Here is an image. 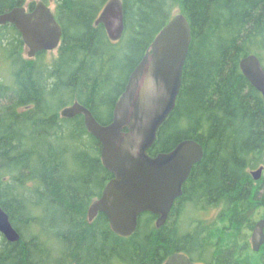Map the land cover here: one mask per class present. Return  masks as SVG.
<instances>
[{"label": "trees", "instance_id": "16d2710c", "mask_svg": "<svg viewBox=\"0 0 264 264\" xmlns=\"http://www.w3.org/2000/svg\"><path fill=\"white\" fill-rule=\"evenodd\" d=\"M25 1L0 0V14ZM107 1H56L62 39L53 67L24 58L19 33L0 26V57L11 80L0 76V177L10 176L0 178V205L20 236L10 243L0 235V264H162L176 252L206 264H264V244L256 253L249 244L264 216V180L257 184L248 172L263 163L264 103L239 69L250 54L264 66V0H122L124 33L116 43L94 25ZM176 4L191 42L174 110L148 154L194 140L203 156L166 223L157 229V217L144 213L123 238L103 214L88 221L90 203L112 175L82 116L58 112L74 100L109 123L129 74ZM106 52L119 60L104 62ZM63 94L68 102L54 104ZM211 208L212 219L197 216Z\"/></svg>", "mask_w": 264, "mask_h": 264}, {"label": "water", "instance_id": "95a60500", "mask_svg": "<svg viewBox=\"0 0 264 264\" xmlns=\"http://www.w3.org/2000/svg\"><path fill=\"white\" fill-rule=\"evenodd\" d=\"M11 25L27 48V58L55 50L62 30L54 14L42 2L31 12L24 6L0 14V26ZM102 25L108 40L118 42L124 33L122 0H108L94 22ZM191 30L183 14L177 13L160 29L139 63L127 78L124 90L114 104L111 121L100 124L91 111L78 102L60 111V117L81 115L87 132L101 146V163L112 178L99 198L91 202L87 219L103 214L110 230L129 237L137 229L141 214L155 215V228L167 221L192 167L201 161L203 149L194 140H184L171 151L150 156L157 131L174 110L181 86L183 67L189 52ZM239 68L264 103V68L256 55H247ZM262 168L252 172L257 181ZM0 235L10 243L20 236L0 205ZM264 243V218L251 234L253 251ZM164 264H195L183 253L171 255Z\"/></svg>", "mask_w": 264, "mask_h": 264}, {"label": "rangeland", "instance_id": "374dc122", "mask_svg": "<svg viewBox=\"0 0 264 264\" xmlns=\"http://www.w3.org/2000/svg\"><path fill=\"white\" fill-rule=\"evenodd\" d=\"M37 1H39V0H27V3L25 4V7H27L28 4L31 3V2H33L35 4ZM56 1L57 0H47V5H48V7L50 8V10L53 13H55ZM177 13H181V9H180V6L176 4L174 6V9H173L171 14L173 16V15H175ZM21 53H22L23 57L27 59V49L23 48ZM106 53L107 54H106V58L104 59V62L110 64V63H115V61L119 60V56L115 52H106ZM56 59H57V49L52 50V51L44 52L43 55H41L40 57L37 56L35 58H31V59H28V60H32V61L38 60L39 62L41 61L40 62L41 64L53 67ZM4 66H5L4 62L2 61V59L0 57V76H1L2 79H4L6 84H9L11 80L9 79L8 74L6 73V70H5ZM129 70H130V66L124 67L123 72L121 73L120 76H118V78L121 81V83L127 77L128 73H129ZM104 75H109V66H108V69L104 72ZM118 85H120V82L118 83ZM117 92H118V87L117 86H113V88H112V90L110 92V94H112L111 98H110V103H111V100L114 97L115 93H117ZM63 95L56 96L55 100L53 101V102H55L54 104H57L60 101L68 102V100H69L68 97L66 95H64V96ZM73 102H74V100L72 101V103ZM70 104H71V102L68 105H70ZM107 110L108 109H106V108L101 110V116L102 117L105 116V114H106L105 111H107ZM60 111H61V109L59 110V112ZM262 161H263V163L261 165H259V166H263V170L260 173V177H259L258 181H256L257 184L260 181L264 180V156L262 158ZM259 166L254 168V169L249 168L248 169L249 174L251 175V172H256L258 170ZM5 175L6 176H1L0 177L2 182H8L10 180V176L8 174H5ZM212 209L214 210V208H212ZM213 210H211V209L203 210V212L201 214H197V216H199V218L205 219V220L212 219L214 214L216 213V211L213 212Z\"/></svg>", "mask_w": 264, "mask_h": 264}, {"label": "flooded vegetation", "instance_id": "af4514ba", "mask_svg": "<svg viewBox=\"0 0 264 264\" xmlns=\"http://www.w3.org/2000/svg\"><path fill=\"white\" fill-rule=\"evenodd\" d=\"M38 2H42L43 4H45L47 7H48V5H47V0H39V1H37L36 3H38ZM27 3V0L25 1V3L23 4V6L25 7V4ZM36 3L34 4L33 2H31V3H29L28 4V6L27 7H25V10H26V12H31L33 9H34V7H35V5H36ZM23 48H26L25 46H23ZM44 53V52H43ZM40 54V53H39ZM38 56V54L35 56V57H37ZM57 56H58V48H57ZM55 64V63H54ZM121 95V94H120ZM113 112V111H112ZM80 116V115H79ZM112 118V117H111ZM261 167V166H260ZM263 167V166H262ZM211 210H213L212 208H211ZM216 211V209H214L213 210V212H215ZM97 217V216H96ZM264 218V216L263 217H261V218H259L256 222H255V224H254V227H255V225H256V223L259 221V220H261V219H263ZM254 227H253V229H254ZM253 229H252V231H253ZM251 231V232H252ZM252 234V233H251ZM251 234H250V238H249V244H250V248H251V250H252V245H251ZM264 244V243H263ZM262 244V245H263ZM261 248V247H260ZM260 250V249H259ZM258 250V251H259ZM253 251V250H252ZM258 251H256V252H258ZM254 253H256L255 251H253ZM176 253H178V252H176ZM180 253V252H179ZM168 258V257H167ZM167 260V259H166ZM165 260V261H166ZM164 261V262H165ZM164 262L162 263V264H164ZM191 262H193V263H195V264H206V263H204V262H197V261H192L191 260Z\"/></svg>", "mask_w": 264, "mask_h": 264}, {"label": "bare ground", "instance_id": "6f19581e", "mask_svg": "<svg viewBox=\"0 0 264 264\" xmlns=\"http://www.w3.org/2000/svg\"><path fill=\"white\" fill-rule=\"evenodd\" d=\"M244 77V76H243ZM262 97V96H261Z\"/></svg>", "mask_w": 264, "mask_h": 264}]
</instances>
